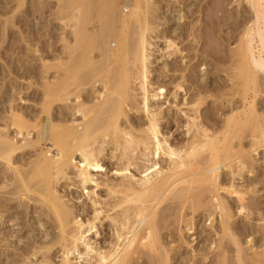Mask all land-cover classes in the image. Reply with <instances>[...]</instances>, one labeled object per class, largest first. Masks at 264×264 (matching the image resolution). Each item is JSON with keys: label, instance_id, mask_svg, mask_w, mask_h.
Listing matches in <instances>:
<instances>
[{"label": "rangeland", "instance_id": "obj_1", "mask_svg": "<svg viewBox=\"0 0 264 264\" xmlns=\"http://www.w3.org/2000/svg\"><path fill=\"white\" fill-rule=\"evenodd\" d=\"M17 1L18 0H14V1L0 0V130L3 131L8 130L9 132L8 135H10V137H15V139L19 141L20 145L24 144L25 142V144L23 145L24 147L19 149L14 154L13 163L14 164L16 163L15 164L16 167L20 168L22 172L24 171L27 172V170L29 171V167H31L32 169V164L36 160L37 154L40 152L39 149L41 148L44 149L45 151L47 147L51 146V143L47 139H49L50 137L49 130H50V126L54 124L53 122L57 124L60 123L59 125L54 124L56 126H62V124L67 125L69 124L68 122L73 121L72 118L78 120L81 119L80 118L81 116L79 114H76V109H75L77 105L75 96L78 93V91L81 90L80 95L82 94L81 95L82 101L87 103L90 102L93 103L95 101V98L97 99L98 96V92H96V90L98 89L97 91L99 90L102 91L104 89L103 85H105L104 84L105 81H107L106 86L109 87L108 85L111 86L112 82H116L117 77L119 76L118 77L119 80L116 83H114V85L112 86L113 88H115L114 90H116V88L119 87L117 85H119L121 79L120 78L121 72H123L125 68H127L128 70L132 69L133 64L130 61L124 62L123 58H122L123 60L117 61L111 59L110 61L104 58V56L99 53L102 50L100 46L99 48L101 51L98 50L99 49L97 47L98 42L94 41L95 39L93 40V36L102 30L105 21L98 16L97 8H95V5H93L96 2L95 0L92 1V4L88 0L89 4L93 5L92 9H90V7L88 6L89 10L86 9L84 4H80L82 3V1L83 3H88L86 2V0H74V1L57 0L58 2L56 1V3L54 0H46V2L54 1L53 2L54 4L50 2V6L52 5L51 8L48 6L49 3H46L45 0H42L43 4L42 2L41 3H39L38 1L36 2V0H25L23 8L21 7L22 10L20 9V7H17L18 6L16 3ZM66 1H68V3ZM114 1L117 3V7H120V5L123 3L122 4L123 6L121 5L122 8L120 7L117 10L118 13H120L121 11L122 13L125 12V14L123 15L129 13L130 6L126 2L127 0H114ZM37 3L40 5H37ZM33 4L35 5L32 6ZM55 4L57 5L56 7ZM12 6L14 10L12 9ZM74 6L76 8H73ZM148 7H150L151 9L150 10L148 8L149 15L151 16L152 19V21L149 20L150 26L152 24L154 25L155 21L158 23V24L156 23V26L155 25L151 26V27H155V30L153 28V30L149 32V34L150 33L151 35L153 34L152 38L151 35L150 36L148 35L149 40L152 43L149 47V52H148L149 54H151L149 56L150 58L148 65H150L149 82L150 83L152 82L150 85L153 86L155 89H157L158 87L162 88L161 91L163 92L162 93L158 91V101L155 102H157L159 105H157L156 103L155 105L152 104L154 105L153 108L160 106L162 107L161 108L162 112L160 116H158L161 118V120L159 118V125H160L159 127L160 130L162 131V137L166 138L167 142L170 145H173L175 149L177 148H180V150L186 149V151L191 150L189 149L191 147L190 144H192L193 141L195 140L196 141L197 140L204 141L205 139L211 140L209 142H205L206 143L205 147H198V150L195 155L191 157H186L187 160L195 161L196 163L195 162L194 163L196 167L201 168L205 164L204 159L206 160V162L209 159L208 157L210 156L208 154H211V151L213 152L215 149H219V148L222 149V147L224 146L223 142L226 139L225 137L230 135L234 129L238 128V125H236L235 127V122L237 121L238 114L239 116H242L243 119L247 118L248 115H252V114H256L257 116H261V118H264V91H263L264 68L257 67L256 70H259L257 71L258 74L255 73L254 75H252L248 73L246 77L239 76L241 72L239 70L240 55L242 54L241 51L245 49V45H246L245 43L246 39L244 38L245 39L244 40L243 37H245V33L247 29L250 27V25L253 26L254 24L253 21L255 22V19L257 18L256 11L253 10L254 8L252 7L251 0H149ZM37 8H40L39 11L42 9L41 11H43L44 14L40 15V13L43 12L41 11L37 12L38 11ZM57 8L59 9L57 10ZM24 10H26L27 12L26 15L22 14L19 17L20 19L19 18L17 19L15 17L13 18L14 14H17L18 16L21 14V11ZM152 10L153 12L154 11L156 12L152 13L151 12ZM54 11L56 12L54 13ZM61 11L64 13H61ZM76 12L79 13L80 19L83 21L82 22L80 20V22L83 23V25L80 22H78L79 23L78 28L80 32L82 29L84 30L86 27L88 29V33L87 32H86L87 34L85 33L86 38L84 37L80 40L77 38V40L73 42V40H75L76 38H73L75 34L74 33L71 34V32L75 27L73 25L74 24L73 20L76 17V14H78ZM94 13L96 15H94ZM56 14H57V18H56ZM39 15L41 16V18ZM154 16L158 18H154ZM97 17L100 18V19L98 18L100 22L97 20ZM85 20H86V24H85ZM260 20L262 21H259L260 23L258 24V26L259 27L261 26L260 28L263 29L264 31V14L262 15V18ZM69 26L70 28H72L71 31L69 29ZM135 27L133 29L131 28L130 30L131 33L129 34L131 36L130 39L131 38L133 39L135 37L133 40L131 39L133 44L137 42L140 32V29L136 27L137 28L136 30ZM63 29L65 30V33ZM110 29L113 31L115 30L113 26L110 27ZM91 30L94 32H92ZM134 31H136V33ZM91 33L93 35H91ZM254 34L252 37L251 46H253L254 50L257 51L259 45L258 42L259 36L257 33H256L257 35ZM64 38L66 39L69 38L70 40L72 39V41H69V39L65 40ZM111 39H112L111 40L112 43L110 44V48L115 49L118 46V42L116 45L115 42L117 40L116 39L114 40V38ZM68 42L72 44L69 45ZM171 43L174 44L171 45ZM243 44L245 45L244 48L242 49ZM76 52L77 54L80 52V56L79 55L77 56ZM73 55H75L76 57ZM233 56H235L236 58L238 56V58L236 59ZM69 57L70 59H68ZM92 57L95 60H93ZM71 58L73 59L71 60ZM77 58L78 60H76ZM74 59L76 64L75 63L73 64L72 62L74 61ZM103 60L105 63L107 60V63L105 64ZM112 60L117 61L114 62L115 66L112 65L113 63ZM71 62L72 64H70ZM124 63L125 64L129 63L130 67H128L129 66L128 64L127 66ZM108 64L112 68L108 66ZM99 65L101 68L103 67L102 69L105 70L100 71L101 68L98 67ZM177 65L178 67H180V65L182 66L178 68ZM91 66L92 69H88L91 68ZM96 67L97 69H95L96 71H94L93 68ZM105 67L107 69H110V71L107 70V73H105L106 72ZM114 67H116L117 70ZM183 67L185 68L183 69ZM181 68L182 71H179V69ZM86 69L88 70V72L86 71ZM236 69L239 71H237ZM84 70L85 73L82 72ZM89 70H91L92 73ZM98 70L101 73L100 72L98 73ZM81 72L82 74H80ZM89 72L91 74H89ZM111 72H115L116 74L113 75L114 73L111 74ZM117 72L119 75L117 74ZM64 73L68 77L72 73H75L76 80H78L80 77V79H85L84 81L86 82L84 85L77 86L78 87L77 89H75L73 86H69V90L65 91V92L70 91L71 93L69 95L63 94L62 97H58L59 99L56 96H54L53 98H49L47 94L48 92L46 91L47 90L46 86L51 84L53 80L55 86L56 87L59 86L58 83L60 82V80L66 77ZM87 73L89 74L91 81H89L90 79L87 78ZM107 74H110L112 79L113 77H116L114 78V81L111 78L108 79L110 76H107ZM84 75H86V77ZM250 75L253 78V80H251V77H249ZM172 76H174V78ZM248 78L250 79L251 82L248 80ZM80 79L79 81H81ZM98 79L102 81L103 85L101 84V81ZM255 79L258 80V83L257 82L254 83V81H256ZM94 80L96 82L98 81L99 82L96 83ZM92 83L93 85H91ZM131 83L132 85L131 84L130 85L131 86L134 85L133 86L134 88L132 87V89L131 88L129 89L130 97H132L131 98L132 100L130 98L129 100L133 103V105L130 101L129 103L127 102L128 101V97H127L126 102L124 103L126 104L125 106L127 107H125L123 104V110H124L123 114H121V116L119 115L120 117L114 116V119H112V121L117 119L116 120L118 121L117 124H119L118 126H120V128L123 131L128 130L133 135L139 136L145 134L142 130L145 129L148 120L145 117V114L141 113L142 111L139 108L141 93H140V89H138V85H139L138 81H131ZM178 83H182L183 85V88L181 90L176 87V84ZM257 85L259 89L257 88ZM249 87L252 89V91L249 89ZM113 88L110 87L108 89L113 90ZM197 88L199 89V91L201 90L200 93H198ZM91 89H94L93 92L90 91ZM237 90H240L241 92ZM94 91L96 92L95 98H94L95 96ZM57 92L54 93L53 95H56ZM132 94H135V96L137 97H135ZM114 96L117 97V95ZM114 96H113V100L117 99L114 100L115 103L111 102L112 99L109 102L110 104L114 103V105L112 104L110 105V107H108L109 104L108 106L106 105V107L109 109L105 108L104 106L106 111H109V114H106V112L104 111L105 109H103L105 115H103L104 112L102 111L99 114V116L103 115L105 119L107 118L106 120H110L109 122H111L110 118L116 114V112L114 111L116 110V106H118V103L122 100L120 97L116 98ZM66 97H68L69 99H67V101H64ZM63 104H65V106ZM254 104H256V106ZM111 108L112 109L115 108V109L111 110ZM137 108H139L138 111L136 110ZM42 109L45 111H43ZM12 110L26 116V118L28 119L27 121L29 122L30 125V130L33 129L32 132H34L36 136L39 135L38 138L40 139V141H42L40 142L41 145L38 143L39 145L37 144L35 146L29 140L28 136L26 140V135H24L25 138L24 137L22 138L20 135L16 136V131L12 127H10L9 129H3L5 127L7 128V125L10 123L9 115ZM110 110L114 112H111L110 114ZM41 111H43V114ZM254 111H256L257 113ZM95 114L97 115V113H94V115ZM232 114L236 115L235 116L236 119L233 122H231L230 127H228L229 125H227V119H229V117H232ZM107 115L108 116L111 115L109 116L110 118H108ZM193 117L195 118L194 119L195 121L193 120ZM99 118L102 119L101 116ZM118 118L120 119V121L118 120ZM37 121H39L40 123L39 122L34 123ZM101 121H104V119ZM185 123H189L190 129H192L190 130V133L186 132L187 127ZM248 125H246L247 126L245 127L246 129L244 128L243 125L244 128L243 131L242 130L239 131L237 133L238 134L237 136L235 135H232L230 137L228 136L229 139L227 140V142L226 141L225 142L226 144L228 143L230 146L234 145L233 147L234 150L232 151L233 155L237 153V156H239V154L241 153V155L244 156L243 158H245L248 161H251L250 156L255 157L256 155V157L254 158L255 160H253V162L255 163L253 165H255L256 167L252 166L251 168L250 166H247L249 168L246 167L242 171H239V169H237L236 167L237 166L236 162H233L232 163L233 169L232 167H225V168L221 167V172H220L221 174H220V178L218 179L220 182L219 184L221 183L223 184V187L222 185L221 187L218 186L219 197L221 198L222 201L224 200L223 202L225 203L226 207L229 208L230 212L235 214L234 218L232 217L233 220L232 219L230 220L231 222L233 221L232 230L236 233L237 237L241 239L239 243L240 244L242 243L241 258L242 259L245 258V260L243 259L244 264L246 263L251 264L252 260L255 261L264 260V254H263L264 231L262 230L264 229V224H263L264 223V146H260L259 150L257 149V151L255 152H252V150H250L253 149L251 148V146L254 140L252 136L249 135L250 133L252 134V130H251L252 128H249L250 126ZM240 126L241 125H239V127ZM202 128L205 129L204 132ZM112 130L113 128L111 127L109 131ZM205 131L206 134L208 135L207 138L203 136V133H205ZM200 132H202V134ZM196 133L199 138L195 137L197 136ZM192 135L194 136V138ZM192 138L195 140H192ZM23 139H25L26 141H24ZM215 140L217 141V143ZM218 140L221 141L219 142ZM214 141L216 144L213 143ZM257 142H259L258 144H260V140ZM214 144L217 146H215ZM209 145L210 148L208 147ZM114 148H116L115 145L112 144H110L109 146L106 145L105 148L103 149L104 151L101 150L103 152L102 154L99 152V150L97 151L98 153H100V156L95 152L97 156L95 155L92 158L94 161L95 159L98 160H96L97 162L96 161L93 162L94 164L92 163L94 166L92 165L91 167L92 169L90 168V171L92 170L91 173H94L96 175L95 176L93 174L94 178L97 179V176L100 177V178L98 177L97 180L98 182H100V180L101 182H104L103 185L100 184L99 185L100 187L97 188L96 186H94V184L91 183L86 184L87 186L86 190H92V188L95 190L96 188L95 192H91L90 195L94 199L95 197L98 198L96 199L98 205L101 202L99 206L97 205L98 206L97 208L99 207L103 208L102 213H100L102 214L100 215V220H97L98 222L96 221L99 232L98 234L93 235V239H95L97 246L102 247L103 245L102 248L103 249L106 248L107 250L108 248H111L110 247L111 245L113 247V245L117 242V238L115 237L116 235L115 230L120 229L118 228L119 226L118 222L120 221L119 218L122 219L127 214L126 212L128 211H130L128 212V214H130L131 212L134 213L133 210H135L134 208L136 207L135 204L132 203L130 204L129 202L128 203L125 202L123 203V205L121 204L122 206L120 205L117 206L116 208L114 207L115 203L116 204L121 203L123 199L127 197L128 192L131 193L129 190H127L128 187H125L126 190L123 187L124 190L122 191L123 188L120 185L122 183L128 184L127 179L124 180L122 176L116 175L114 173V171L118 167H122L124 165L123 162L125 163L124 160L126 159L122 157V153L124 154L126 150V153L129 151L128 153L132 155V158L134 157L132 160L133 164L130 166V170L132 173H134V176L137 178L139 175L142 176L144 170L143 168H145L146 165H150L149 162L146 161L145 157L142 154H140L143 151L141 147L137 148L139 150L133 149L136 152H134L131 148L130 150H128L129 148H125L122 146L118 147L119 150L118 148L115 149L116 150L115 152ZM240 149L241 151H239ZM51 151H52V155H55L57 152L55 149ZM76 157L78 161L81 160L79 154H77ZM114 157L116 158L114 159ZM4 163L5 162L2 161V159H0V264H42L41 261H44L48 256L50 257V259L49 260L47 259L48 260V261L46 260L47 262H49L50 264L51 263L60 264L63 255L62 248H60L58 245L55 246L53 245L49 254H45L48 252H46L45 249L43 250L40 249V247H38V245L44 246L45 243H49L50 241L51 244L54 241V239L56 240L57 237H59L58 236L59 232H57L58 229L56 226L57 221L55 222L54 220L55 217L51 215L52 214L51 212H50L51 214L49 213L48 211L49 209L47 207L45 208V205L43 207L42 206L40 207L42 203L39 202L38 200L39 197H37L38 195H36L37 193L27 194L29 196L25 194L23 196L22 193H21L22 196L21 194L19 195L20 192H18L17 191L18 188H16L17 186L19 187L18 185L20 183L19 176L16 174L15 170H13L12 166L10 168L6 166L7 165L6 163L5 164ZM160 164L162 168L165 167L164 169H166L167 166L170 164V161L165 157H161ZM234 169L235 171L237 169L236 172L234 171L235 173H233ZM13 173H15V175ZM72 176L73 179L77 181V179L74 178V174H71V177ZM76 181L74 182L72 178H70V180L62 178L59 180V182H56L57 184L55 186L59 191L58 193H60L59 195H61L62 197L65 196V198L68 199L67 200L64 198L67 204L70 202L69 207L71 209L74 207V209H72L74 210V212L77 210L75 214L76 215L78 214L79 218L86 221L87 218L92 219L94 217L93 214L94 207L92 206L90 198L86 197L87 194L83 193L86 190H82L83 187L77 184ZM105 182H107V184H112L116 186H118L117 183L120 182L118 188L121 190V192L119 191L112 194L105 185ZM232 184L234 186H232ZM229 185L232 186L231 189H229V191L235 189L240 192H246V194L245 193L243 194L245 196L243 204L245 203V205L248 206L249 211L248 210L242 211L241 213L237 212L240 206L239 204L240 201L237 200L238 197L236 194L231 193V191L229 192L228 190L224 189V187L226 186L229 187ZM204 186L205 184L195 185L194 190L192 189V191L185 193V195L181 196L182 192L184 194L185 191H183L181 188L183 187V185H179V187H177V190L172 192L173 194L171 193L172 195L170 194L168 198L166 197V199L164 200L165 202L162 201L163 203L160 204L157 210V212L159 213L156 212L158 214L156 217V226L157 229L160 228L157 230L158 231L157 239H159V241L157 240L156 245L158 248L157 249L158 253L157 251L155 254L149 253V251L147 252V249H144V251H142L143 250L142 247H137L138 249L136 248L135 250H139V249L141 250L134 251L133 254L129 255L130 257L128 256L129 258L127 257L129 264L131 263L132 264L133 263L134 264H161V263L162 264H218V263L239 264L238 256H237L238 255L237 248L235 247V244H233L234 242L232 240V237H229V235L227 234H225L226 235L225 236L223 233H221L222 231H220L222 230L220 224V217L219 215H217V212L214 210V204H216V201L214 202V198L213 199L211 198L214 197L213 195H215L214 193L216 192L212 190L211 187L212 185L210 183H206V186L205 187ZM13 190L16 191L15 194L13 193L14 192ZM180 190L182 192L178 193ZM94 193H96L95 195L97 196H95ZM125 193L126 195H124ZM201 193L203 196L201 195ZM83 194L85 195L84 197ZM208 195L210 196L208 197ZM183 200L185 202H182ZM208 201L209 203H207ZM225 201H227L229 205ZM104 202L106 203L103 204ZM71 203L73 204V206ZM183 203L185 205H183ZM85 205L87 208L84 207ZM201 206L205 208L203 209L201 208ZM207 207H209L210 209L208 208L209 209L208 210ZM211 210H213V212ZM103 215L105 216L104 219H103L104 217ZM107 215H109L110 217H107ZM110 218L112 219L115 218V219L112 221L110 220ZM221 236L223 237V240ZM253 237H255L257 240L253 243H249L250 241L249 239ZM50 244H46V245H50ZM107 245L108 247H106ZM31 250L33 252H36L35 256L34 254L33 256H31L33 253ZM260 251H262V253ZM255 253L259 254L260 258ZM159 254L162 255L160 256ZM220 254H222V256H220ZM45 255H47L46 258ZM245 256H247L248 258L251 257L253 258L248 260V258ZM167 257L168 260H166ZM152 260L153 261L157 260V261L153 262ZM125 261L121 263L128 264L127 263L128 261L126 262ZM223 261L226 262L224 263ZM255 261L254 263L253 262L252 263L257 264V261L256 262ZM43 263L45 264V262Z\"/></svg>", "mask_w": 264, "mask_h": 264}, {"label": "bare ground", "instance_id": "obj_2", "mask_svg": "<svg viewBox=\"0 0 264 264\" xmlns=\"http://www.w3.org/2000/svg\"><path fill=\"white\" fill-rule=\"evenodd\" d=\"M14 1V0H13ZM41 3L42 0H36V2ZM55 3L57 0H54ZM53 1V2H54ZM74 1V0H71ZM92 4L93 0H89ZM96 2L93 4L95 5V8H97L98 11V16L103 19L104 22V26L102 28L101 31H99L97 34H95L93 36V40L98 42V48L100 46V48L98 49L101 55L104 56V58L108 59L111 61V59L113 60H123L124 62L126 61H130L133 64L132 69L128 70L127 68H125V70L123 72H121V79L119 82V86L118 88H116V90H114L115 88H113L112 86L114 85V83H116L119 79L117 77L116 82H112L111 86L108 85L109 87H107L106 82L105 81V85L101 84L104 86L102 91H97L98 92V96L97 99L96 97V92H95V101L92 103H87L81 100V95H80V91H78V93L75 96L77 105L75 107L76 109V114H79L81 117V119H73V121L68 122L69 124L67 125H63L62 126H56L54 124H57L55 122L51 123L53 125L50 126V137L49 139H47L50 143L51 146L47 147V149H39V153L37 154L36 160L33 162L32 164V169L31 167H29V171L27 170L22 172L20 170V168L16 167V163H13V156L14 154L21 149L22 147H24L23 145L25 144H19V141L17 139H15V137H10L8 130L3 131L0 130V159H2V161H4L8 166L11 168H13V170H15L16 174L19 176V180L20 183L19 187L16 184V188L19 193V195L22 193L23 196L24 194L27 195L29 193H37L36 195H38L37 197H39V202L42 203L40 205V207L45 205V208L47 207L49 210V213L51 215H53L57 229L59 232L57 239L50 244L49 243H45L44 246H39L40 249H45L46 252L45 254H49V252L52 249V246L54 245H58L60 248H62L63 250V255L60 261V264H120L121 262L125 261L126 258L130 255L133 254L134 251H139V250H135L137 247H142L144 251V249H147V252L149 251V253H153L155 254L157 251V240L159 241V239H157V226H156V217H157V210L158 207L160 206V204H162L166 197L168 198V196H170V194L174 191L177 190V187H179V185H183L182 190L185 191L184 194L183 192L180 190L178 193L182 192V195H185V193H188L190 191H192V189L194 190L195 185H203L206 183H210L212 186V190H214L216 193H214L215 195H213L214 197H211L212 199L214 198V202L216 201V204H214V210L217 212V215H219L220 217V224L222 227V231L221 233H223L224 235L227 234L229 235V237H232L233 240V244H235V247L237 248V256H238V263L239 264H244L243 259L245 260V258H241V253H242V248H241V244L240 242V238L237 237L236 233L232 230V223L230 219L233 220L235 214H233L232 212H230L229 208L226 207L225 203L221 200V198L219 197V187H223V184H219V178H220V172H221V167H232V163L236 162L237 164V169H239V171H242L243 169H245L247 166H250L252 168V166L256 167L253 160H255L254 156H250L251 157V161L246 160L245 158H243L244 156L241 155V153L239 154V156H237V153L233 155L232 151L234 150V145L230 146L228 143L226 144L227 140L229 139L230 136L235 135L237 136L239 131H243V129L245 127H247L246 125L250 126L249 128H252V134L248 133L249 135L252 136L253 138V143L250 149L252 150V152L257 151V149L259 150L260 146H264V118H261V116H257L256 114H252V115H248L247 118H242V116L237 117V121L235 122V127L236 125H238V128L234 129L230 135H227V137H225V143L223 142L224 146L222 147V149H215L213 152L211 151V154H208L210 157H208L209 159L206 160L204 159V165L199 168L195 166V161H190L187 160L186 157H191L193 155L196 154L198 147H205L206 143L205 142H209L211 140H204V141H199V140H195L192 138L193 141L191 145V147L189 149H191L190 151H186V149L184 150H180V148L175 149L173 147V145H170L167 142V139L162 137V131L160 130V125H159V118L158 116H160L161 114V106L160 107H156L153 108V106L155 105V103L157 105H159L157 102L158 101V91L162 92V88H157L155 89L153 86H151L149 82V56L151 54H149V47L152 44L149 40V36L151 35V33L149 34V32H151L155 27H151L150 26V22L149 20L152 21L151 16L149 15V9L150 7H148L149 4V0H127V4H129L130 9H129V13L126 15L125 12L122 13V11L118 13V9L121 7H117V3L114 0H95ZM10 2V1H9ZM35 2V3H36ZM46 2V0H45ZM50 2L48 1L46 3H49V7L51 8L52 5L50 6ZM53 2H51L52 4H54ZM58 2V1H57ZM62 2V1H61ZM60 2V3H61ZM68 3V1H66ZM86 2H88V0H86ZM252 2V7L254 8L253 10L256 11V15L257 18L255 19V22L253 21V26L250 25V27L247 29L246 33H245V37H243V39H246V45L243 44L242 49L244 48L245 45V49L242 52V54L240 55V63H239V70L241 71L239 76L242 77H246L247 74H252L254 75L255 73L258 74L256 70L257 67H263L264 68V31L263 29H261L258 24L260 23L259 21L262 18V15L264 14V0H251ZM17 7H21L23 8V5L25 3V0H18L17 2ZM65 3V2H64ZM15 4V3H14ZM43 4V2H42ZM41 4V5H42ZM80 4H84L86 9L89 10L88 6L90 7V9H92L91 4L88 3H80ZM35 4H33L32 6H34ZM37 5H40L37 3ZM45 5V4H44ZM78 5V3H77ZM76 5V7H77ZM119 5V4H118ZM47 6V5H46ZM47 6V7H48ZM57 5L55 4V7ZM70 6V5H69ZM123 6V5H122ZM39 7V6H38ZM54 7V8H55ZM68 7V6H67ZM75 6L73 8H76ZM35 8V7H34ZM44 8V7H43ZM122 8V7H121ZM129 8V7H128ZM127 8V9H128ZM149 8V9H148ZM13 9V6H12ZM11 9V10H12ZM38 11L40 12L39 9L37 8ZM53 9V8H52ZM50 9V10H52ZM59 8H57L58 10ZM72 9V8H71ZM126 9V8H125ZM153 9V7H152ZM10 10V11H11ZM14 10V9H13ZM18 10V9H17ZM22 10V9H21ZM49 10V11H50ZM56 10V9H55ZM85 10V9H84ZM124 10V9H123ZM151 10V9H150ZM156 10V9H155ZM68 11V10H67ZM91 11V10H90ZM94 11V10H93ZM125 11V10H124ZM43 12V11H41ZM56 11H54L55 13ZM66 12V11H65ZM87 12V11H86ZM89 12V11H88ZM152 13L156 12L153 10L151 11ZM46 13V12H45ZM52 13V12H51ZM59 13V12H58ZM61 13H64L61 11ZM72 13V12H71ZM78 13V12H76ZM93 13V12H92ZM22 14L26 15L27 12L26 10L21 11V14L17 16V14H14L13 18H19ZM44 14L43 13H40ZM86 14V13H85ZM38 15V14H37ZM39 15V16H40ZM51 15V14H50ZM71 15V14H70ZM73 15V14H72ZM83 15V13H82ZM81 15V16H82ZM87 15V14H86ZM94 15H96L94 13ZM63 16V15H62ZM69 16V15H68ZM150 16V19H149ZM64 17V16H63ZM90 17V16H89ZM97 17V20L98 18ZM183 17V16H182ZM41 18V16H40ZM56 18H57V14H56ZM68 18V17H67ZM72 18V17H71ZM99 18V19H100ZM154 18H158L155 17ZM20 19V18H19ZM83 19V18H82ZM181 19V18H180ZM179 19V20H180ZM183 19V18H182ZM52 20V19H51ZM66 20V19H64ZM62 20V21H64ZM80 16L79 13L76 14V17L74 18L73 22H74V28L71 32L75 34V36L73 38H76L74 41L77 40V38L80 40L82 38L85 37V33H88V29L85 27V29L79 30L78 28V22H80ZM102 20V21H103ZM53 21V20H52ZM60 21V20H59ZM61 21V22H62ZM82 21V20H81ZM99 21V20H98ZM181 21V20H180ZM83 22V21H82ZM100 22V21H99ZM63 23V22H62ZM81 23V22H80ZM96 23V21H95ZM152 23V22H151ZM156 21L154 23V25L156 26ZM70 24V23H69ZM72 24V23H71ZM83 25V23H81ZM85 24H86V20H85ZM84 24V25H85ZM100 24V23H99ZM98 24V25H99ZM158 24V23H157ZM252 24V23H251ZM89 25V23H88ZM153 25V26H154ZM160 25V23H159ZM63 26V25H62ZM72 26V25H70ZM69 29L71 31L72 28ZM87 26V25H86ZM115 29L114 31L110 29V27H112ZM137 27L140 29L139 32V36L137 39V42L133 44L131 39H130V33H131V28L133 29L134 27ZM65 27V26H64ZM80 27V25H79ZM135 27V28H136ZM159 27V26H157ZM48 28V27H47ZM46 28V29H47ZM55 28V27H54ZM84 28V27H83ZM95 28V27H94ZM136 28V30H137ZM90 29V27H89ZM93 29V28H92ZM101 29V27H100ZM138 29V30H139ZM64 30V29H63ZM94 30V29H93ZM67 31V30H66ZM68 31V32H70ZM83 31V32H82ZM92 31V30H91ZM96 31V30H95ZM133 31V30H132ZM67 32V33H68ZM94 32V31H92ZM112 32V33H111ZM136 33V31H134ZM133 32V33H134ZM65 33V30H64ZM66 33V34H67ZM86 33V34H87ZM90 33V31H89ZM134 33V34H135ZM155 33V32H154ZM258 34L259 36V45H258V49L257 51L254 50L253 46H251L252 44V37L253 34ZM65 34V35H66ZM254 34V35H255ZM256 34V35H257ZM69 35V34H68ZM91 35H93L91 33ZM149 35V36H148ZM153 35V34H152ZM151 35V38H152ZM155 35V34H154ZM67 36V35H66ZM70 36V35H69ZM90 36V35H89ZM135 36V35H134ZM68 37V36H67ZM72 37V36H71ZM92 37V36H91ZM90 37V38H91ZM156 37V36H155ZM70 38V37H69ZM68 38V39H69ZM86 38V37H85ZM114 38V40L116 39L117 41L115 42L117 45L118 42V46L116 47L115 45V49H111L110 48V44L112 43V39ZM135 38V37H134ZM133 38V39H134ZM255 38V37H254ZM257 38V37H256ZM65 40H68L66 38H64ZM110 39V40H109ZM132 39V40H133ZM154 39V38H153ZM244 39V40H245ZM89 40V39H87ZM92 40V41H93ZM136 40V39H135ZM176 40V39H175ZM69 41H72V39ZM85 41V40H84ZM100 41V43H99ZM173 42V41H172ZM69 43V42H68ZM76 43V42H75ZM80 43V42H79ZM256 43V42H255ZM72 43H69V45ZM83 44V43H81ZM80 44V45H81ZM95 44V43H94ZM174 43H171V45H173ZM177 44V42H176ZM87 46V45H86ZM90 46V45H89ZM93 46V44H92ZM178 46V45H177ZM257 46V45H256ZM78 47V45H77ZM192 47V46H191ZM74 48V47H73ZM83 48V47H82ZM81 48V49H82ZM91 48V47H90ZM180 48V47H179ZM78 49V50H81ZM77 50V51H78ZM69 51V50H68ZM180 51V50H179ZM57 52V51H56ZM151 52V51H150ZM182 52V50H181ZM180 52V53H181ZM66 53V52H65ZM73 53V52H72ZM85 53V52H84ZM98 53V55H99ZM77 54V52H76ZM88 54V53H87ZM86 54V55H87ZM97 54V53H96ZM237 54V53H236ZM80 56V52L77 54V56ZM172 55V54H171ZM184 55V54H183ZM75 56V55H73ZM82 56V55H81ZM97 56V55H96ZM95 56V57H96ZM186 56V55H185ZM68 57V55H67ZM66 57V58H67ZM76 57V56H75ZM94 57V58H95ZM235 57V56H233ZM63 58V57H62ZM79 58V57H78ZM78 58L76 60H78ZM101 58V57H100ZM123 58V59H122ZM183 58V57H182ZM185 58V57H184ZM236 58V57H235ZM238 58V56H237ZM236 58V59H237ZM64 59V58H63ZM70 59V57L68 58ZM73 58H71L72 60ZM86 59V58H85ZM84 59V60H85ZM93 59V57H92ZM67 60V59H66ZM65 60V61H66ZM95 60V59H93ZM112 60V61H113ZM63 61V60H62ZM70 61V60H69ZM98 61V60H97ZM117 61H113L112 65H114V62ZM122 61V62H123ZM237 61V60H236ZM68 62V61H67ZM73 64L75 63V59L74 61H72ZM72 62L70 64H72ZM85 62V61H84ZM104 62V60H103ZM61 63V62H60ZM78 63V62H77ZM95 63V62H94ZM98 63V62H97ZM102 63V62H101ZM105 63V62H104ZM107 63V60H106ZM105 63V64H106ZM110 63V65H111ZM119 63V62H118ZM76 64V63H75ZM89 64V63H88ZM104 64V65H105ZM116 64V63H115ZM122 64V63H120ZM125 64V63H124ZM123 64V65H124ZM129 65V63H126L125 65ZM187 64V63H186ZM61 65V64H60ZM64 65V64H63ZM82 65V64H81ZM80 65V66H81ZM95 65V64H94ZM103 65V66H104ZM108 64V66H110ZM119 65V64H118ZM127 65V66H128ZM72 66V65H71ZM85 66V65H84ZM83 66V67H84ZM115 66V65H114ZM182 65H180L181 67ZM77 67V66H76ZM99 68L100 65L98 66ZM107 67V66H106ZM105 67V68H106ZM111 67V66H110ZM117 67V66H116ZM116 67H114L116 69ZM130 67V65L128 66ZM178 67V65H177ZM178 67V68H180ZM188 67V66H187ZM238 67V66H236ZM85 68V67H84ZM83 68V69H84ZM103 68V67H102ZM100 69L101 70H105V69ZM108 68V67H107ZM106 68V72L107 70L110 71V69ZM112 68V67H111ZM176 68V67H175ZM185 67H183L184 69ZM81 69V68H80ZM88 69H92L88 68ZM96 68H93L94 71H96ZM127 69V70H126ZM188 69V68H186ZM114 70V69H112ZM111 70V71H112ZM117 70V69H116ZM237 70V69H236ZM237 70V71H239ZM263 70V69H262ZM73 71V70H72ZM71 71V72H72ZM86 71L88 72V70L86 69ZM91 73L92 71L89 70ZM98 70V73L100 72ZM102 71V72H103ZM120 71V70H119ZM118 71V72H119ZM176 71V70H175ZM179 71H182V68L179 69ZM57 72V71H56ZM55 72V74H56ZM83 73H85V70L82 71ZM82 72L80 74H82ZM89 72V74H91ZM117 72V74H118ZM58 73V72H57ZM101 73V72H100ZM114 73V74H113ZM151 73V71H150ZM59 74V73H58ZM65 74V73H64ZM89 74L87 73V78H89L91 81V78L89 76ZM111 74L115 75V72H111ZM237 74V73H236ZM47 75V74H46ZM66 75V74H65ZM119 75V74H118ZM62 76V75H61ZM81 76V75H80ZM86 77V75H84ZM83 76V78H84ZM99 76V75H98ZM97 76V77H98ZM106 76V75H105ZM107 76H110V74H107ZM175 76V75H174ZM174 76H172L174 78ZM183 76V75H181ZM187 76V75H186ZM54 77V76H53ZM59 77V76H58ZM94 77V76H92ZM251 77V75L249 76ZM257 77V76H256ZM254 77V78H256ZM57 78V77H56ZM78 78V77H77ZM82 78V77H81ZM107 78V77H104ZM103 78V79H104ZM111 76L108 78L110 79ZM113 77V81H114ZM177 78V77H176ZM179 78V77H178ZM240 78V77H239ZM258 78V77H257ZM80 79V77H79ZM76 80V75L75 73H72L69 77L66 75V77H64L62 80H60V82L58 83L59 86H55L54 84V80H53V84H49L47 85V94L49 96V98H53L54 96L58 97H62L63 94L65 95H69L71 92H65L69 90V86H73L75 89H77V86H81L84 85L86 81H84L85 79H80L81 81ZM102 79V80H103ZM172 79V78H171ZM185 79V78H182ZM181 79V82H182ZM47 80V79H46ZM83 80V81H82ZM88 80V79H87ZM107 80V79H106ZM176 80V79H175ZM174 80V81H175ZM188 80V79H187ZM238 80V79H237ZM245 80V79H244ZM248 80L250 81V79L248 78ZM251 80H253V78L251 77ZM258 83V80L255 79ZM49 81V80H48ZM47 81V82H48ZM88 81V82H89ZM95 81V80H94ZM109 81V80H108ZM131 81H138V89H140V93H141V100L139 101L140 105L139 108L142 111L141 113L145 114V117L147 118L148 122L146 123V127L145 129H143L142 131L145 133L144 135H133L130 131H123L120 126H118L119 124L118 121L113 120L114 116H118L120 117L121 114H123L124 110H123V104L126 102V99L128 97V103H129V98L131 99L132 97H130V93H129V89L134 86H131L132 83ZM173 81V82H174ZM184 81V80H183ZM56 82V81H55ZM96 82V81H95ZM93 82V83H95ZM99 82V81H98ZM96 82V83H98ZM187 82V81H185ZM234 82V81H233ZM251 82V81H250ZM93 83L91 85H93ZM109 83V82H108ZM199 83V82H198ZM90 84V83H88ZM131 84V85H130ZM135 84V83H134ZM261 84V83H260ZM131 87H130V86ZM198 85V84H197ZM246 85V84H245ZM55 86V87H54ZM87 86V85H86ZM201 86V85H200ZM205 86V85H204ZM240 86V85H239ZM243 86V85H242ZM91 87V86H90ZM89 87V88H90ZM113 88V90H110L108 88ZM176 87L178 89H182L183 85L182 83H178L176 84ZM198 87V86H197ZM253 87V86H252ZM97 88V87H95ZM134 88V87H133ZM185 88V87H184ZM187 88V87H186ZM203 88V87H202ZM200 88V89H202ZM258 88V85H257ZM74 89V90H75ZM190 89V87H189ZM198 89V88H197ZM249 89L252 91V89L249 87ZM259 89V88H258ZM87 90V88H86ZM94 89H91L90 91L93 92ZM165 90V89H164ZM179 90V91H180ZM192 90V89H191ZM241 90V89H240ZM240 90H237L239 92H241ZM58 91V92H57ZM133 91V90H132ZM197 91V90H196ZM201 91V90H200ZM199 89H198V93H200ZM259 91V90H258ZM264 91V90H263ZM56 95H53L54 93H56ZM77 92V91H76ZM136 92V90H135ZM89 93V92H88ZM163 93V92H162ZM233 93V92H232ZM258 93V92H257ZM256 93V94H257ZM74 94V95H75ZM92 94V93H91ZM197 94V93H196ZM117 95V97H120L122 100L118 103V106H116V110H114L115 108H111V110H114L116 112L115 115H113V117H109L111 115H107L108 118L111 119V122H109L110 120H106L105 117L103 115L109 114V111H106L105 108L106 105L110 107V105H114L115 101L117 99L113 100V96ZM135 96V94H132ZM199 95V94H198ZM229 95V94H228ZM91 96V95H90ZM133 96V97H134ZM139 96V94H138ZM162 96V95H160ZM159 96V97H160ZM261 96V95H260ZM116 97V96H114ZM116 97V98H117ZM137 97V96H135ZM48 98V99H49ZM59 99V98H58ZM66 99V100H65ZM64 99V101H67V99H69L68 97H66ZM88 99V98H87ZM112 99V101H111ZM136 99V98H135ZM45 100V99H44ZM55 100V99H54ZM132 100V99H131ZM199 100V99H198ZM53 101V100H52ZM63 101V100H62ZM88 101V100H87ZM93 101V100H92ZM114 102V103H109V102ZM137 101V100H136ZM135 101V102H136ZM201 101V100H200ZM50 102V101H49ZM89 102V101H88ZM131 102V101H130ZM254 102V99H253ZM73 103V102H72ZM132 103V102H131ZM198 103V102H197ZM201 103V102H200ZM256 103V102H255ZM154 104V105H152ZM222 104V103H221ZM251 104V103H250ZM65 106V104H63ZM126 104H124L125 106ZM133 105V103H132ZM138 105V104H137ZM156 105V106H157ZM256 106V104H254ZM72 106V107H73ZM105 106V108H104ZM129 106V105H128ZM135 106V105H134ZM163 106V105H162ZM127 107V106H125ZM137 107V106H136ZM200 107V106H199ZM45 108V107H44ZM69 108V107H68ZM139 108H137L136 110L138 111ZM192 108V107H191ZM103 109H105L103 111ZM109 109V108H107ZM118 109V111H117ZM126 109V108H125ZM135 109V108H134ZM196 109V108H195ZM232 109V108H231ZM43 110V109H42ZM110 110V114L111 111ZM192 110V109H191ZM244 110V109H243ZM256 110V109H255ZM45 111V110H43ZM43 111L42 114H43ZM102 112H104L103 115H100L102 119H100L99 114ZM129 111V110H128ZM232 111V110H231ZM250 111V110H249ZM257 111V110H256ZM254 111V112H256ZM242 112V111H241ZM252 112V110H251ZM250 112V113H251ZM94 113H97V115ZM127 113V112H126ZM130 113V112H129ZM249 113V114H250ZM257 113V112H256ZM41 115V114H40ZM57 115V114H56ZM120 115V116H119ZM129 115V114H128ZM234 115V116H233ZM242 115V114H241ZM228 116V115H227ZM235 114H232V117H229V119H227V125H229L228 127H230V123L233 122L236 118H235ZM40 117V116H39ZM38 117V118H39ZM104 117V118H103ZM211 117V116H210ZM128 118V117H127ZM192 118V117H191ZM40 119V118H39ZM38 119V120H39ZM104 121H101L103 120ZM129 119V118H128ZM127 119V120H128ZM195 118L193 117V120ZM9 124L7 125V128H3V129H9L10 127H12L15 131H16V136L20 135L22 138L24 137V135H26V140H27V136L29 137V140L36 146L38 143L40 144V139L38 138V136H36L34 134V132H32V130H30V125L29 122L27 121L28 119L26 118L25 115L18 113L14 110L11 111L10 115H9ZM106 120V121H105ZM118 120L120 121V119L118 118ZM122 120V119H121ZM161 120V118H160ZM36 121V120H35ZM101 121V122H100ZM131 121V120H130ZM195 121V120H194ZM203 121V120H202ZM226 121V120H225ZM34 122V123H38ZM188 122V121H187ZM40 123V122H39ZM120 123V122H119ZM191 123V122H190ZM60 124V123H59ZM57 124V125H59ZM122 124V123H121ZM120 124V125H121ZM127 124V123H126ZM186 124V129H187V133H190V127H189V123H185ZM132 125V124H131ZM198 125V124H197ZM239 125H241L239 127ZM244 125V128H243ZM141 126V125H140ZM143 126V125H142ZM113 128L112 131H109L110 128ZM132 127V126H130ZM136 127V126H135ZM193 127V126H192ZM191 127V128H192ZM199 127V126H198ZM233 127V126H232ZM33 128V127H32ZM134 128V126H133ZM139 128V127H138ZM209 128V127H208ZM217 128V127H216ZM131 129V128H130ZM142 129V128H140ZM200 129V128H199ZM203 132H204V128ZM226 129V127H225ZM246 129V128H245ZM132 130V129H131ZM207 130V129H206ZM133 131V130H132ZM217 131V130H216ZM231 131V129H230ZM7 132V133H6ZM196 132V131H195ZM194 132V133H195ZM142 133V132H140ZM186 133V134H187ZM202 134V132H200ZM208 133V132H207ZM234 133V134H233ZM11 134V133H10ZM244 134V133H243ZM190 135V134H189ZM197 135V133H196ZM211 135V134H210ZM241 135V134H239ZM191 136V137H192ZM201 136V135H200ZM204 137H208V135L205 133H203ZM190 137V139H191ZM195 137H198L195 136ZM220 137V136H219ZM25 138V137H24ZM199 138V137H198ZM197 138V139H198ZM219 139V138H218ZM231 139V138H230ZM233 139V137H232ZM24 141H26L25 139H23ZM189 140V139H188ZM260 140V144H258ZM216 141V140H215ZM215 141L213 143H215ZM219 142L221 140H218ZM192 142V141H191ZM218 142V144H219ZM184 143V142H183ZM217 143V141H216ZM215 143V144H216ZM38 144V145H39ZM115 145L117 149L118 147H125V148H129L128 150H130V148L133 149H137L138 147H141L143 149V151L140 153L142 154L146 161L149 162L150 165H146L145 168H143V173L142 176H138L135 177L134 173L131 172L130 170V166L133 164L132 160V155H130V153H126V150L124 152V154L122 153V157L125 158L121 159L124 160L125 163L123 162V166L122 167H118L114 173L116 175L122 176L124 178V180L127 179L128 184L122 183L120 184L122 186V188L124 187H128L127 190H129L131 193L128 192L127 197L123 199V201L121 203H118L114 205V207L116 208L117 206H120L121 204L123 205V203H132L135 204V210L134 213L131 212L130 214H128V212H126L127 214L120 219L119 218V226L118 228L120 229H116L115 230V237L117 238V242L113 245L110 246L111 248H108V250L105 248L103 249V245L101 246H97L95 239H93V235L98 234V225L96 224L97 220H100V213H102V209L101 207L97 208L98 202L96 199H98L97 197L92 198L91 197V192H95V190L92 188V190H86L87 186L86 184L91 183L94 184V186H96L97 188L100 187L99 185H103L104 182H98V177L97 179L94 178V173H91L90 168L92 167V165L94 164L93 162H95L98 159H95V161L92 159L93 156H97V154L100 156V153L102 154L103 152L101 150H103L105 148L106 145ZM186 144V143H185ZM189 144V142H188ZM187 144V145H188ZM214 144V145H215ZM222 144V143H221ZM220 144V145H221ZM32 145V144H31ZM41 145V144H40ZM176 145V144H175ZM33 146V145H32ZM217 146V145H215ZM210 148V145L208 146ZM183 148V147H181ZM241 148V146H240ZM56 150V154L52 155V151L51 150ZM112 149V148H111ZM236 149V148H235ZM238 149V148H237ZM243 149V148H242ZM99 150L100 153H98L97 151ZM106 150V149H105ZM119 150V148H118ZM139 150V149H137ZM141 150V149H140ZM212 150V149H211ZM249 150V151H250ZM104 151V150H103ZM123 151V149H122ZM134 151V150H133ZM241 151V149L239 150ZM244 151V150H243ZM95 152L97 154H95ZM116 152V150H115ZM136 152V151H134ZM139 152V151H138ZM235 152V151H234ZM237 152V151H236ZM245 152V151H244ZM79 154L81 157V160H77L76 155ZM115 154V153H113ZM132 154V153H131ZM247 154V153H246ZM207 155V154H205ZM204 155V157H205ZM104 156V155H103ZM120 156V155H118ZM138 156V155H137ZM203 156V155H202ZM201 156V157H202ZM249 156V155H248ZM161 157H165L170 161V164L167 166L166 169H164L165 167L162 168L161 164H160V158ZM203 157V158H204ZM116 157H114L115 159ZM118 158V157H117ZM193 159V157H192ZM197 159V158H196ZM207 159V156H206ZM248 159V158H247ZM257 159V158H256ZM250 160V158H249ZM202 161V159H201ZM15 162V160H14ZM97 162V161H96ZM120 162V159H119ZM146 162V163H147ZM195 162V163H194ZM200 162V161H199ZM256 162V161H255ZM4 163V164H5ZM93 163V164H92ZM99 163V162H98ZM122 163V161H121ZM137 163V161H136ZM142 163V162H141ZM257 163V162H256ZM28 164V163H27ZM200 164V163H199ZM235 164V163H234ZM100 165V164H99ZM19 166V165H18ZM94 166V165H93ZM97 166V165H95ZM164 166V165H163ZM133 167V166H132ZM253 167V168H254ZM139 168V167H138ZM235 168V167H234ZM249 168V167H247ZM250 168V169H251ZM28 169V168H27ZM31 169V170H30ZM92 169V168H91ZM233 169V167H232ZM236 169V171H237ZM11 170V171H13ZM137 171V170H136ZM235 169L233 170V173ZM142 172V171H141ZM230 172V170H229ZM139 173V172H138ZM243 173V172H242ZM15 175V173H13ZM71 174H74V178L77 179V181L75 179H73V176L71 177ZM94 174V175H93ZM144 174V175H143ZM239 174V173H238ZM244 174V173H243ZM13 175V176H14ZM98 175V174H97ZM136 175V174H135ZM240 175V174H239ZM96 176V175H95ZM107 177V176H106ZM105 177V178H106ZM16 178V177H15ZM65 178L70 180V178H72V180L75 182H77V184H79L82 188V190H86L83 193H86V197L90 198V201L92 203V206L94 207V217L92 219H88L86 221L82 220L81 218L78 217V214L76 215L75 212H77V210L74 212V207L71 209L69 207V203L67 204V202L64 200L65 196L62 197L61 195H59L60 193H58L59 191L56 188V182H59L60 179ZM100 178V177H99ZM120 179V178H119ZM17 180V179H16ZM106 180V179H105ZM117 180V179H116ZM123 180V179H122ZM18 181V180H17ZM108 181V180H107ZM121 181V180H120ZM122 182V181H121ZM111 183V182H110ZM120 183V182H119ZM119 183H117V185L119 186ZM15 184V182H14ZM76 184V185H77ZM78 185V186H79ZM105 185L107 186L108 190L113 194L115 192H121V190L118 188V186L116 185H112V184H107V182H105ZM137 185V186H136ZM256 185V184H255ZM68 186V185H67ZM204 186V187H205ZM225 186V185H224ZM232 186H234L232 184ZM229 185L224 187V189L228 190L231 189V187ZM65 187V186H64ZM77 187V186H76ZM93 187V186H92ZM105 187V186H104ZM202 187V186H201ZM89 188V186H88ZM124 188L122 189V191L124 190ZM180 188V189H181ZM199 188V187H198ZM207 188V187H206ZM235 188V187H234ZM15 189V188H14ZM197 189V188H195ZM211 189V188H210ZM237 189V188H236ZM81 190V191H82ZM126 190V188H125ZM202 190V189H201ZM207 190V189H206ZM14 191V190H13ZM209 191V190H208ZM206 191V192H208ZM211 191V190H210ZM231 191V190H230ZM229 191V192H230ZM126 192V191H125ZM201 192V191H200ZM205 192V193H206ZM14 194L16 193V191L13 192ZM107 193V192H106ZM110 193V194H111ZM211 193V192H210ZM228 193V192H227ZM231 193H234L237 195L238 199L240 201V206L238 208L237 212H242V211H249V208L247 205H245V203L243 204V201L245 199V196L243 195L244 193L246 194V192H240L237 190H232ZM21 194V196H22ZM96 193H94L95 195ZM173 194V193H172ZM171 194V195H172ZM213 194V193H212ZM230 194V193H229ZM18 195V194H17ZM18 195V196H19ZM64 195V194H63ZM93 195V194H92ZM93 195V196H94ZM126 195V193L124 194ZM194 195V194H193ZM202 195V193H201ZM200 195V196H201ZM29 196V195H27ZM31 196V195H30ZM72 196V195H71ZM85 195L83 194V197ZM97 196V195H95ZM100 196V195H99ZM108 196V195H107ZM117 196V195H115ZM177 196V195H176ZM195 196V195H194ZM193 196V197H194ZM203 196V195H202ZM210 195H208L209 197ZM212 196V195H211ZM26 197V196H25ZM179 197V195H178ZM189 197V195H188ZM207 197V198H208ZM32 198V197H31ZM104 198V197H103ZM108 198V197H107ZM115 198V197H114ZM123 198V197H122ZM175 198V197H174ZM181 198V197H180ZM37 199V198H36ZM67 199V198H65ZM106 199V198H105ZM111 199V198H110ZM121 199V198H119ZM188 199V198H187ZM196 199V198H195ZM211 199V200H212ZM224 199V198H223ZM68 200V199H67ZM74 200V199H73ZM80 200V199H79ZM102 200V199H101ZM200 200V199H199ZM207 200V199H206ZM35 201V199H34ZM37 201V200H36ZM71 201V200H70ZM84 201V200H83ZM113 201V200H112ZM177 201V200H176ZM190 201V200H189ZM205 201V200H204ZM38 202V201H37ZM165 202V201H164ZM171 202V201H170ZM182 202H185L184 200ZM212 202V201H211ZM210 202V204H211ZM227 203V201H225ZM84 203V202H83ZM106 202H104L103 204H105ZM209 203V201L207 202ZM72 204V203H71ZM88 204V203H87ZM86 204V205H87ZM194 204V203H193ZM228 204V203H227ZM86 205L84 207H86ZM98 205V206H97ZM121 205V206H122ZM168 205V204H167ZM183 205H185L183 203ZM229 205V204H228ZM73 206V204H72ZM76 206V205H75ZM81 206V205H80ZM102 206V205H101ZM205 206V205H204ZM213 206V205H212ZM211 206V207H212ZM89 207V206H88ZM103 207V206H102ZM112 207V208H114ZM128 207V204H127ZM192 207V206H191ZM210 207V206H209ZM207 207V209L209 208ZM87 208V207H86ZM101 208V209H100ZM124 208V207H123ZM201 208H205L203 206H201ZM42 209V208H41ZM91 209V208H90ZM120 209V208H119ZM126 209V208H125ZM132 209V208H131ZM195 209V208H194ZM210 209V208H209ZM208 209V210H209ZM105 210V209H104ZM111 210V209H110ZM108 210V211H110ZM118 210V209H117ZM180 210V209H179ZM46 211V210H43ZM113 211V210H112ZM213 212V210H211ZM232 211V210H231ZM118 212V211H117ZM157 212V213H156ZM206 212V211H205ZM47 213V212H46ZM82 213V212H80ZM108 213V212H107ZM210 213V212H209ZM233 215H232V214ZM239 213V214H240ZM121 214V213H120ZM170 214V213H169ZM181 214V213H180ZM250 214V213H249ZM110 215V213H109ZM109 215H107V217H110ZM112 215V214H111ZM118 215V214H117ZM124 215V214H122ZM182 215V214H181ZM212 215V213H211ZM50 216V215H49ZM48 216V217H49ZM104 216V215H103ZM116 216V215H114ZM169 216V215H168ZM102 217V216H101ZM161 217V216H160ZM163 217V216H162ZM210 217V216H209ZM233 217V218H232ZM52 218V217H50ZM105 218V216L103 217V219ZM115 219V218H114ZM112 218H110V220H114ZM158 219V218H157ZM53 220V219H52ZM102 220V219H101ZM118 221V220H116ZM98 222V221H97ZM158 222V221H157ZM176 223V222H175ZM187 223V222H186ZM264 224V223H263ZM113 225V224H112ZM117 225V224H116ZM158 225V224H157ZM160 225V224H159ZM234 225V224H233ZM249 225V224H248ZM256 225V224H255ZM262 225V224H261ZM262 228V227H261ZM219 230V229H218ZM256 230V229H255ZM261 230V229H260ZM264 231V229H262ZM261 230V231H262ZM219 231V232H220ZM254 231V230H252ZM162 232V231H161ZM217 232V231H215ZM259 232V231H258ZM220 233V234H221ZM251 234V233H250ZM218 235V233H217ZM226 236V235H225ZM98 237V236H97ZM114 237V239H115ZM228 237V236H227ZM222 240L223 237L221 236ZM219 238V239H221ZM230 239V238H229ZM231 240V241H232ZM243 240V239H242ZM249 243H253L255 242L257 239L255 237L249 239ZM221 242V240H220ZM248 242V241H247ZM114 243V242H112ZM110 243V244H112ZM46 244H50V245H46ZM256 244V243H255ZM99 245V244H98ZM213 245V244H212ZM105 246V245H104ZM173 246V245H172ZM108 247V245L106 246ZM232 248V247H231ZM254 248V247H253ZM252 248V249H253ZM39 249V248H38ZM138 249V248H137ZM160 249V248H159ZM34 250V249H33ZM60 250V251H62ZM236 250V249H235ZM247 250V249H246ZM264 250V249H263ZM32 251V250H31ZM141 251V252H142ZM146 251V250H145ZM166 251V250H165ZM258 251V250H257ZM256 251V252H257ZM30 252V251H29ZM33 252V251H32ZM231 252V251H230ZM236 252V251H235ZM262 253V251H260ZM39 253V252H38ZM44 253V252H43ZM138 253V252H137ZM144 253V252H143ZM146 253V252H145ZM148 253V254H149ZM158 253V251H157ZM166 253V252H165ZM164 253V254H165ZM244 253V252H243ZM259 253V252H258ZM36 255V252H33L31 256ZM257 254V253H255ZM264 254V252H263ZM137 255V254H136ZM152 255V254H151ZM160 255V254H159ZM162 255V254H161ZM160 255V256H161ZM168 255V254H167ZM231 255V254H230ZM254 255V253H253ZM259 256V254H257ZM20 256V255H19ZM47 255H45L46 258ZM154 256V255H153ZM157 256V255H156ZM219 256V255H218ZM220 256H222V254H220ZM236 256V258H237ZM49 257V256H48ZM44 258V261H41L42 264H44L43 262H46L50 259L49 258ZM130 257V256H129ZM128 257V258H129ZM159 257V256H158ZM247 257V256H245ZM128 258L126 261H128ZM222 258V257H221ZM224 258V257H223ZM248 258V257H247ZM253 258V257H251ZM251 258H248V260H250ZM260 258V256H259ZM262 258V256H261ZM48 259V260H47ZM159 259V258H157ZM220 259V258H219ZM255 259V258H254ZM258 259V258H257ZM21 260V259H20ZM41 260V259H40ZM47 260V261H46ZM147 260V259H146ZM166 260H168V257L166 258ZM224 260V259H223ZM125 261V262H126ZM153 261V260H152ZM157 261V260H156ZM153 261V262H156ZM255 260L251 261V264L254 263ZM257 264H264V260H256ZM255 261V262H256ZM51 262V261H50ZM163 262V261H161ZM218 262V261H217ZM224 262V261H223ZM221 262V263H223ZM226 262V261H225ZM224 262V263H225ZM233 262V261H232ZM237 262V261H236ZM247 262V261H246ZM253 262V263H252ZM129 264V261L127 262ZM160 263V262H158ZM167 263V262H166ZM47 264H50L49 262H47ZM52 264V263H51ZM122 264V263H121ZM132 264V263H131ZM134 264V263H133ZM162 264V263H161ZM219 264V263H218ZM248 264V263H246Z\"/></svg>", "mask_w": 264, "mask_h": 264}]
</instances>
